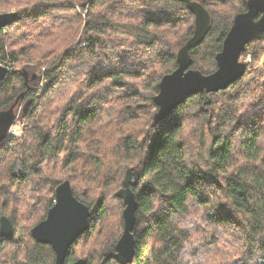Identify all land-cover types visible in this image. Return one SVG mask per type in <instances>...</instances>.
Returning <instances> with one entry per match:
<instances>
[{
  "label": "trees",
  "instance_id": "1",
  "mask_svg": "<svg viewBox=\"0 0 264 264\" xmlns=\"http://www.w3.org/2000/svg\"><path fill=\"white\" fill-rule=\"evenodd\" d=\"M191 1L211 16L205 39L190 49L191 68L208 76L217 71L216 56L249 0ZM15 3L0 0V13ZM195 20L178 0H40L20 10L13 24L19 31L29 24V40H23L29 46L11 36L13 25L0 31V63H31L0 82V112L14 106L16 112L22 103V115L16 114L26 123L21 136L9 133L0 142V218L14 226L11 239L0 237V264H55L51 247L36 243L30 230L66 180L91 217L65 264L80 258L119 264L125 206L117 193L130 168L142 175L133 189L138 209L132 264H195L201 253H215L221 236L229 246L224 263L264 264V34L242 54L248 65L242 79L218 94H197L155 121L160 83L178 67ZM171 30L176 39L169 38ZM107 45L118 64H108L113 62L101 50ZM134 47L146 58L134 57ZM79 60L88 65V77L83 85L77 77L62 93L60 78ZM43 66L48 86L38 97L34 88ZM247 92L253 100L248 108H256L246 113L250 125L240 98ZM207 134L213 139L211 167L204 170ZM17 165L25 168L24 178L14 176ZM233 249L239 253L232 256Z\"/></svg>",
  "mask_w": 264,
  "mask_h": 264
},
{
  "label": "water",
  "instance_id": "2",
  "mask_svg": "<svg viewBox=\"0 0 264 264\" xmlns=\"http://www.w3.org/2000/svg\"><path fill=\"white\" fill-rule=\"evenodd\" d=\"M178 1L185 2L195 15L196 28L194 36L178 54V67L172 73L165 75L160 83V92L154 99L159 109L155 115L157 123L167 119L187 99L205 91L218 94L242 79L248 69L247 63L242 60V54L250 43L264 34V0H249L247 11L235 17L233 26L224 40L223 48L216 56L217 71L206 76L191 68L190 49L201 44L205 39L211 26V16L205 7L197 2ZM17 17V12L0 14V31L13 25ZM9 74L10 68L0 64V82H3ZM24 76L28 83L29 76L26 71ZM24 96L25 93H22L21 97ZM28 106L29 102L25 108L28 109ZM17 119L15 106L0 112V142L10 133ZM14 176L24 178L25 168L17 165ZM141 177L140 170L128 169L125 174L124 188L117 193L125 206L124 232L116 245L115 254L119 264H132L135 259L134 231L138 202L133 189L140 185ZM90 217L91 209L75 197L70 181L66 180L56 188L55 204L49 210L47 219L32 230V236L37 243L52 247L56 254V264H65L70 247L87 231ZM13 235L14 226L11 220L2 216L0 237L11 239ZM72 264H87V262L79 259Z\"/></svg>",
  "mask_w": 264,
  "mask_h": 264
},
{
  "label": "rangeland",
  "instance_id": "3",
  "mask_svg": "<svg viewBox=\"0 0 264 264\" xmlns=\"http://www.w3.org/2000/svg\"><path fill=\"white\" fill-rule=\"evenodd\" d=\"M17 3H15L11 8L9 9H6L4 11H1L2 13L0 14H3V13H9V12H17L19 13L20 10H23V8H27L29 5L31 4H35V3H39L40 0H16ZM29 2V4H27ZM56 4H52L51 6H55ZM83 16H86V13L85 12H80ZM63 14H67V13H64L63 11H60L58 15H61L62 16H65ZM52 20H56V19H52ZM51 20L48 22L50 24ZM53 23V22H52ZM28 25H25L24 28H21V31L17 30L19 28V26L16 24V25H13L12 29L10 30V34L11 36L13 34H16L17 38L20 39L18 40L19 41V44H26L28 41H23L26 39V37L28 36V32L25 31L26 27H28ZM44 27V26H43ZM40 28V27H39ZM20 33H19V32ZM39 33V32H38ZM15 36V35H14ZM170 39H176V34H175V31L171 30V33L168 35ZM26 40H29L26 39ZM26 42V43H25ZM32 44H34L32 42ZM27 45L29 46V43H27ZM103 52H107V54L109 55L110 57V60L109 61H112L113 63H110L108 62V64H118L117 62L119 61V56L114 52L113 49H110V45H107V47H104L101 49ZM133 52H132V55L135 53L134 57H143V58H146V52H144L142 49L138 48V47H134L133 49ZM102 51L100 53H102ZM91 60V58H89ZM100 58H96V62L99 61ZM244 61V59H242ZM251 58L248 57L247 58V61H250ZM85 60H79L77 62H73L71 64V67L73 69H68L65 71V75H63L62 78H60L61 80V84L64 85L62 87V90L61 92L64 93L66 92L65 90L68 88L67 85H69V83H71L72 81H75L76 78L78 77V81L79 79L81 80V85L84 84V80L88 77L86 74L88 73V65H86V63H84ZM26 63H22V64H18L16 66H14V64H11L9 62H7L6 64L4 63L5 66H8L10 68V72L12 71V69H14L15 67L16 68H24L26 67L27 65H31V63L25 61ZM96 62L93 61V65L96 64ZM2 64V63H0ZM106 65V64H104ZM45 69L46 67H42L41 68V73L39 74V79L37 81V87L34 88V91L37 92V96L40 97L43 95L44 91L46 90L47 86H48V80L46 79V75H45ZM93 69V66L90 68V70ZM157 69L160 70V67H157ZM248 70V69H247ZM90 74V73H89ZM66 75H71L73 77V79L71 80L69 77H67ZM254 76V73L252 74H248L246 77H245V81H250L252 79V77ZM64 78H67V79H64ZM261 92V91H260ZM248 93L245 94L244 96L240 97L242 99L244 98H247V99H244L241 103V105H243L244 107L242 108V110L244 111V114H246L247 112H249L250 109H252V107H249L248 108V105L249 104H253V100L249 101V96H248ZM148 94V93H147ZM159 94V93H158ZM264 94V93H263ZM55 96H58V95H55ZM260 96V93L258 92L255 96L251 97V98H258ZM248 100V101H247ZM24 105L21 103L19 108H17L16 112L18 113L19 117L22 115L21 111L23 109ZM256 110V108H253L252 111ZM251 111V112H252ZM246 116H248L247 118H245L247 120V124L250 125L251 123V119H250V114H246ZM252 118V117H251ZM245 119H243L242 121H244ZM249 120V121H248ZM26 123L22 122L21 123V120L18 118L17 119V122L15 123V125L11 128V131L10 133L12 134H15V135H18V136H21L22 135V128L23 126H25ZM235 139H239V136H236ZM212 137L207 134L206 137H205V147L203 148L202 150V156H201V165H202V168L204 170H208L210 167H211V161H210V148H211V145H212ZM46 192V191H44ZM16 194L17 196L19 195V190L16 191ZM111 206V205H110ZM233 237V239L236 237V234H232L231 235ZM207 241L209 242L210 239H207ZM220 245L217 246V250L215 251V253L212 255L210 252L208 253V256H206L205 253H201L199 256H198V261H195L193 263L195 264H227V263H224V255L225 253L228 251V247H225L227 244H225L223 241H222V236H221V239H220ZM224 245V246H223ZM190 250H188L189 252ZM233 255H235L236 253H239V252H235L234 249L232 250ZM83 259V258H82ZM188 261L190 260L189 258L187 259Z\"/></svg>",
  "mask_w": 264,
  "mask_h": 264
},
{
  "label": "flooded vegetation",
  "instance_id": "4",
  "mask_svg": "<svg viewBox=\"0 0 264 264\" xmlns=\"http://www.w3.org/2000/svg\"><path fill=\"white\" fill-rule=\"evenodd\" d=\"M55 201H56V191H55V200H54V204H55ZM54 204H53V206H54ZM53 206H52V207H53ZM52 207H51V208H52ZM51 208H50V209H51ZM50 209H49V210H50ZM49 210L47 211L46 216H45L43 219H41L38 223H36L34 226H32V228H31V230H30V235H31V238H32L33 240H34V238H33V236H32V230H33L37 225H39L41 222H43V221H45V220L47 219V216H48ZM81 236H82V235H81ZM81 236H80V237H81ZM80 237H79V238H80ZM79 238H78V239H79ZM78 239H77V240H78ZM77 240H76V241H77ZM34 241H35V240H34ZM76 241H75V242H76ZM35 242H36V241H35ZM75 242H74V243H75ZM36 243H37V242H36ZM74 243H73V245H74ZM38 244H39V243H38ZM43 245H44V244H43ZM73 245H72V246H73ZM47 246L51 247L50 245H47ZM72 246L70 247V249L72 248ZM51 249H52V247H51ZM70 249H69V250H70ZM52 251L54 252L53 249H52ZM68 253H69V252H68ZM54 254H55V252H54ZM66 258H67V257H66ZM80 259H82V258H80ZM83 259H84V258H83ZM78 260H79V259H78ZM78 260H76L75 262H77ZM84 260H85V259H84ZM85 261H86V260H85ZM65 262H66V260H65ZM75 262H73V263H75ZM55 264H56V254H55ZM71 264H72V263H71Z\"/></svg>",
  "mask_w": 264,
  "mask_h": 264
},
{
  "label": "built area",
  "instance_id": "5",
  "mask_svg": "<svg viewBox=\"0 0 264 264\" xmlns=\"http://www.w3.org/2000/svg\"><path fill=\"white\" fill-rule=\"evenodd\" d=\"M6 29V28H5ZM5 29H3V30H5ZM2 65H4V64H2Z\"/></svg>",
  "mask_w": 264,
  "mask_h": 264
}]
</instances>
